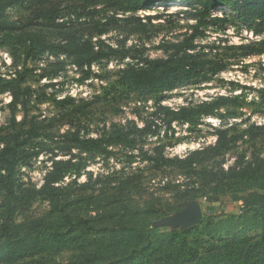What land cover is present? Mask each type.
I'll list each match as a JSON object with an SVG mask.
<instances>
[{
  "label": "trees",
  "instance_id": "1",
  "mask_svg": "<svg viewBox=\"0 0 264 264\" xmlns=\"http://www.w3.org/2000/svg\"><path fill=\"white\" fill-rule=\"evenodd\" d=\"M57 1L66 2L59 5ZM176 1L185 6L177 14L193 18L195 23L187 25V32L180 42H166L160 46L165 58H143L141 62L128 64L121 71L119 82L129 93L163 99L165 92L193 82L208 81L225 70V58L217 53L193 55L200 48L196 40L203 38L207 28L215 27V30L225 32L227 24L238 22L254 36L264 35V0H0V49L7 48L13 56H22L24 61L39 59L46 53L54 58L64 56L82 72L79 81H87L93 75L92 65L115 55L125 58L131 51V48L123 46L126 39L119 51L102 40L93 41V35L101 36L117 28L126 34L144 30L146 25L140 22L139 11L157 3L168 5ZM25 2L34 7V18L29 22L7 18L9 7ZM99 5L112 14L104 22L88 27L92 34L89 37L77 35L68 23L58 19L62 11L68 14L85 13ZM222 5L231 9L233 15L211 14ZM120 14L121 18L118 17ZM33 19H41L58 29L62 40L52 41L45 34L30 29ZM147 19L150 21L151 18ZM227 48L238 52L239 58L261 55L264 54V39L228 45ZM133 59L136 60V57L133 56ZM27 72L23 70L12 77H0V95L10 94L9 107L13 117L24 92L21 84L26 80ZM50 86L54 88L56 85L52 83ZM258 95L259 103L264 105V88L258 90ZM57 102L70 104L73 100L64 97ZM82 105L78 110L86 114L88 104ZM228 105L237 106L236 97L219 96L176 110L158 105L151 113V120L145 121L140 128L112 125L104 136L98 138H82L79 132H69L63 136L67 143L59 148L72 145L80 152L94 154L120 144L133 147L135 140L132 135L137 132L155 135L159 125L157 121L165 123L173 132V122L195 123L201 117L219 114L218 110ZM13 117L10 125L0 127V194L3 197L0 202V263L45 251L67 249L74 252L67 264H264V157L253 154L250 161H244L242 157V161H237L226 170L218 168L215 171L207 167L238 141H256L264 133V126H250L244 131H237L231 126L220 127L215 129L216 141L213 145L194 150L184 157L167 158L161 148H157L152 156L145 154L155 166L198 175L202 188L211 186V191L210 194L197 196L190 189H184L180 191L178 207L172 204H167L166 208L157 207L162 204L157 199H150L143 207L136 204L137 210L132 211L119 192H111L106 197L107 207H101L107 192L102 197H75L70 185L63 186L62 183L72 173L79 176L85 165L73 163L71 159L54 161L38 189H19L15 169L20 162L27 164L34 154L29 153L26 147L39 136L40 128L33 122L22 128ZM8 129L11 131L6 132ZM225 189L229 190L235 203V214L225 218L206 216L188 229L164 232L155 227L154 221L180 211L184 200L203 198L208 206L221 203L220 194ZM37 199L48 203V213L17 223V213L27 210ZM82 201L92 208V212L88 211L85 215L74 213L75 206ZM251 232L253 235H250Z\"/></svg>",
  "mask_w": 264,
  "mask_h": 264
},
{
  "label": "rangeland",
  "instance_id": "2",
  "mask_svg": "<svg viewBox=\"0 0 264 264\" xmlns=\"http://www.w3.org/2000/svg\"><path fill=\"white\" fill-rule=\"evenodd\" d=\"M64 2L66 1H57L56 4L64 5ZM184 9L185 6L179 1L168 5L157 3L137 13L140 22L146 25L144 30L126 34L117 28L101 36L93 35V41L102 40L119 51L122 41L126 39L123 46L125 49L131 48V51L125 58L115 55L95 63L91 69L93 75L87 81H79L82 72L74 69L71 60L64 56L55 59L42 56L36 60L24 61L19 54L15 57L9 49H0V77L8 78L18 71H29L26 80L21 84L24 92L13 111L14 117L9 107V96L0 95V127L10 125L13 117L22 128H27L32 122L37 123L40 128L39 136L32 139L26 147L29 153L34 154L27 164L20 162L15 169L14 175L19 189H38L54 161L71 159L73 163L79 162L85 167L77 177L73 173L66 176L62 185H70L75 197H102L107 192L101 207H107L106 197L111 192H119L132 211L137 210V205L143 207L150 199H157L162 204L156 205L157 207L166 208L167 204L178 207V197L184 189H190L197 196L201 193L210 194L211 186L202 188L198 175H187L171 167L155 166L147 160L145 154L152 156L157 148H161L162 154L167 158L184 157L194 150L213 145L216 141L215 129L220 127L231 126L237 131H244L250 126H264V105L258 99V90L264 88V54L239 58L238 52L227 48L228 45L236 46L264 39V35L254 36L238 22L227 24L225 32L217 31L215 27L207 28L203 38L196 40L200 48L193 55L217 53L216 55L225 58V70L208 81L193 82L165 92L163 99L129 93L119 82L121 71L128 64L141 62L143 58H165V52L160 46L166 42H180L183 34L187 32V25L195 23L193 18L177 14ZM33 11L32 4L25 2L9 7L6 16L10 20L29 22L35 17L36 12ZM214 13L216 16L233 15L232 10L225 5L218 7ZM111 14L106 7L99 5L95 10L90 9L85 13L79 11L68 14L67 11H62L58 19L68 23L69 28L77 31V35L89 37L92 35L89 33L91 29L87 28L93 27L97 22H104ZM118 17L121 18L122 15ZM147 17L151 18L150 21ZM33 21L34 24L30 27L33 31L45 34L52 41L62 40L58 29L50 27L41 19ZM5 53L10 58L8 63L7 58H4ZM52 83L56 85L54 88L50 86ZM219 96L236 97L238 105L222 107L218 110L219 114L201 117L195 123H184L187 126L176 123L175 128L171 126V133L167 132L170 129L165 123L157 121L159 125L155 135L139 132L132 135L135 140L133 147L120 144L94 154L80 152L72 145L65 149L59 148L67 143L63 136L69 132H79L82 138H98L104 136L112 125L142 127L145 121L151 120V113L158 105L176 110L182 106L211 101ZM64 97L72 98L73 102L59 104L57 100ZM84 103L88 104L86 114L78 110ZM163 127H166L164 131ZM9 129L6 132H10ZM253 154L264 157V133L256 141H238L216 158L215 163H208L207 167L215 171L218 168L226 170L242 157L244 161H250ZM220 195L221 203L210 206L203 198L195 199L200 205L202 218H225L236 213L229 190L225 189ZM2 199L0 194V202ZM185 202L187 201L184 200L181 210ZM48 211V203L37 199L27 210L17 213L15 220L21 223L45 216ZM88 211L92 212V208L85 201L74 208L75 214L85 215ZM176 213L154 221L155 227L164 232L183 229L182 226L174 227L169 223ZM73 255L74 252L67 249L51 250L0 264H67Z\"/></svg>",
  "mask_w": 264,
  "mask_h": 264
},
{
  "label": "water",
  "instance_id": "3",
  "mask_svg": "<svg viewBox=\"0 0 264 264\" xmlns=\"http://www.w3.org/2000/svg\"><path fill=\"white\" fill-rule=\"evenodd\" d=\"M201 219L200 205L195 201H187L183 210L178 211L169 223L174 227L182 226L183 229H188L196 226Z\"/></svg>",
  "mask_w": 264,
  "mask_h": 264
},
{
  "label": "built area",
  "instance_id": "4",
  "mask_svg": "<svg viewBox=\"0 0 264 264\" xmlns=\"http://www.w3.org/2000/svg\"><path fill=\"white\" fill-rule=\"evenodd\" d=\"M214 10H216V9H214ZM214 10L211 12V14L214 15V16H216L217 14L214 13ZM43 56L49 57L50 59H55L54 57L50 56L48 53L44 54ZM4 58H7V59H6V62H7V63L10 61V58H9V56H8L7 53L4 54ZM92 66H93V65H92ZM73 68H74V69H77L74 65H73ZM91 69H92V67H91ZM4 95L9 96V100H11V96H10L9 93H5ZM176 123H177V122H173L171 126H172L173 128H175V124H176ZM178 124H179V123H178ZM183 125H184V126H187L186 124H183ZM139 127H141V126H139ZM165 128H166V127H163V131L165 130ZM167 132L171 133V130H168ZM162 134H164V132H162Z\"/></svg>",
  "mask_w": 264,
  "mask_h": 264
}]
</instances>
